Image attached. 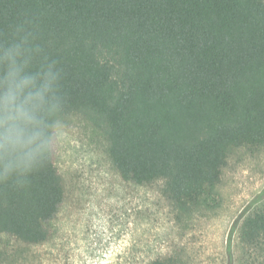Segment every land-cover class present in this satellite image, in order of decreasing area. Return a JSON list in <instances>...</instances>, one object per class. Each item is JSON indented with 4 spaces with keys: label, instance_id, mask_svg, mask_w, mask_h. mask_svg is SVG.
<instances>
[{
    "label": "trees",
    "instance_id": "1",
    "mask_svg": "<svg viewBox=\"0 0 264 264\" xmlns=\"http://www.w3.org/2000/svg\"><path fill=\"white\" fill-rule=\"evenodd\" d=\"M25 19L63 69L62 121H101L122 182H162L179 218L218 206L237 151H264V0H0V37ZM61 153L26 188L0 186V264L63 250ZM237 241L264 249V205Z\"/></svg>",
    "mask_w": 264,
    "mask_h": 264
},
{
    "label": "rangeland",
    "instance_id": "2",
    "mask_svg": "<svg viewBox=\"0 0 264 264\" xmlns=\"http://www.w3.org/2000/svg\"><path fill=\"white\" fill-rule=\"evenodd\" d=\"M63 125V250L15 264H149L160 256L184 264H264V249L237 241V227L264 205V151H237L224 169L218 206L182 219L162 196V182L146 190L122 182L101 121L75 113Z\"/></svg>",
    "mask_w": 264,
    "mask_h": 264
},
{
    "label": "clouds",
    "instance_id": "3",
    "mask_svg": "<svg viewBox=\"0 0 264 264\" xmlns=\"http://www.w3.org/2000/svg\"><path fill=\"white\" fill-rule=\"evenodd\" d=\"M63 69L31 20L0 37V186L26 188L57 151L64 128Z\"/></svg>",
    "mask_w": 264,
    "mask_h": 264
}]
</instances>
